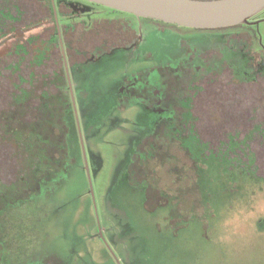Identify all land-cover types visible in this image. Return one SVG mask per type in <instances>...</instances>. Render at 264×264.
<instances>
[{"label":"rangeland","instance_id":"374dc122","mask_svg":"<svg viewBox=\"0 0 264 264\" xmlns=\"http://www.w3.org/2000/svg\"><path fill=\"white\" fill-rule=\"evenodd\" d=\"M95 7L101 15L108 10L101 4ZM258 17L264 18V9ZM256 29L264 45V20ZM145 34L141 53L152 52L154 63L163 62L161 52L172 66L185 62L186 52L174 48L167 35ZM193 34L191 46L201 51L216 38L205 31ZM162 39L167 54L159 49ZM136 59L125 65L120 55L92 63L76 85L64 87L68 125L61 129L65 121H60L59 131L65 132L66 144L56 147H65L66 154L54 153L59 163L55 183L9 199V208L0 210V235L7 233L14 254L42 264H264V178L230 167L226 158L204 161L203 148L196 146L194 163L176 144L167 143L148 160L153 149H136L137 133L148 123L140 108L114 113L117 119L137 117L134 125L120 119L116 123L122 126L110 129L109 122L100 127L93 122V115L102 124L111 114L113 102L107 93L116 88L121 74L152 65ZM257 83L260 88L264 84ZM7 84L0 79V94L10 87ZM226 94L223 89L221 95ZM220 100L237 119L240 110L233 100ZM261 140L246 145L253 151L260 148L264 156ZM136 151L139 156L133 160ZM41 155L29 147L23 152L26 161H39Z\"/></svg>","mask_w":264,"mask_h":264},{"label":"flooded vegetation","instance_id":"af4514ba","mask_svg":"<svg viewBox=\"0 0 264 264\" xmlns=\"http://www.w3.org/2000/svg\"><path fill=\"white\" fill-rule=\"evenodd\" d=\"M95 5L97 3L88 0H0V79L10 85L0 94V210L10 206L9 199L47 186L48 183L42 186L40 180L28 184L27 161L25 158L17 161L15 152L17 147L22 155L28 147L39 150L48 136L56 149V145L66 144L65 132L59 131V122L65 121L63 114L69 111L63 112L66 109L64 87L69 83L76 85L83 73L92 70V63L111 57L124 56L125 65L135 58L152 61V52L141 53L146 32L167 35L174 48L186 52L185 62L172 66L161 52L163 62L152 61L150 66L121 74L116 88L107 93L113 102L111 114L103 117L102 124L93 115V122L99 127L109 122L110 129L121 127L116 123L120 119L134 125L138 123L137 117L117 119L114 113L130 110V107L140 108L148 123L137 133L140 141L136 149L146 145L153 149L154 154L148 160L157 156L156 150L166 143L176 144L193 163L196 160L189 147L185 148L180 135L186 131L185 111L180 105L190 99L204 98V94L188 92L193 83L198 91L209 88L216 100L244 101L248 94L221 95L218 92L230 86L246 89L258 79L264 82V45L256 29L264 18L258 17L259 13L247 23L189 28L138 18L109 7L106 14L101 15ZM74 30L85 36L84 45V41L79 46L72 38ZM196 30L215 34V41L202 51L192 48L190 40ZM166 45V40L162 39L159 49L167 54ZM84 77L90 81L89 76ZM90 96L93 97V92ZM236 116L242 120L247 117L240 111ZM67 125L65 121L61 129H67ZM161 138L166 142L158 141ZM198 146L201 148L202 144ZM136 154L137 151L133 160L138 159ZM54 169L57 171V166ZM7 241L4 232L0 235V264H42L14 254Z\"/></svg>","mask_w":264,"mask_h":264},{"label":"trees","instance_id":"16d2710c","mask_svg":"<svg viewBox=\"0 0 264 264\" xmlns=\"http://www.w3.org/2000/svg\"><path fill=\"white\" fill-rule=\"evenodd\" d=\"M81 34L79 30H74L71 33L74 36L72 38L79 46H82V42L85 39V36ZM84 44L85 41L83 42ZM259 81L260 79L257 80V82ZM257 82H251L246 89H238L239 87L234 89L235 87L232 88L231 86L225 88L229 94L249 93L242 102L236 99L232 101L233 107L235 103V109L238 108V110L247 115L244 120L240 119L242 117L235 119L229 115L226 110L230 109V106L225 105L221 107L219 102L221 100H216L213 96L214 92L209 88L198 91L195 84H192L193 88L188 90L189 93L204 94V98L202 97L201 100L198 98L196 100L194 99V101L190 99L184 102L182 106L180 105V109L185 111L184 119L186 126V131L180 133L181 140L186 143L185 148L189 147L188 149H190L192 156L195 146L199 148L198 143H201V149L203 148V150H201L200 155L204 161H207L210 157H218L219 159L226 158L231 161L230 167L234 165L239 166V168H244V171L249 172L253 176L264 178L263 153L258 151L260 148H256L257 151H253L251 148H247L246 145L247 142H249L250 147L251 144H260V139H264V98L261 99L259 97L264 96V84L260 88V84L258 85ZM221 91L220 89L218 93L221 94ZM252 93L258 96L257 100L250 97ZM239 104L241 105L239 106ZM245 125H248V127ZM241 128H245L249 132H240ZM44 134H42L43 137L46 136V133ZM261 141L263 142V140ZM190 142H192V145H190ZM193 143L197 144L193 145ZM54 145L51 137L48 136L44 139L41 148L38 150L42 154L39 163L33 161L30 157L28 158L26 166V174L28 176L26 179L29 182L28 184L34 183L35 180L38 182L39 177H41L42 186L45 183H53V180L55 181V176L58 173L57 171H59V163L58 160H55L54 153L63 150L65 152L64 154H66V151L65 147L61 149L58 146L56 149ZM15 156L17 161L23 159L19 147L16 149ZM56 166L57 171L54 169ZM34 169L35 171H33ZM46 176L49 177L47 180L50 182H47Z\"/></svg>","mask_w":264,"mask_h":264},{"label":"water","instance_id":"95a60500","mask_svg":"<svg viewBox=\"0 0 264 264\" xmlns=\"http://www.w3.org/2000/svg\"><path fill=\"white\" fill-rule=\"evenodd\" d=\"M189 28H218L247 23L264 9V0H88Z\"/></svg>","mask_w":264,"mask_h":264}]
</instances>
